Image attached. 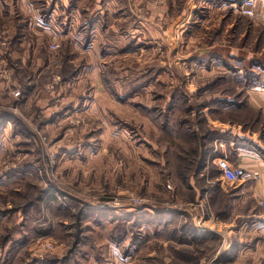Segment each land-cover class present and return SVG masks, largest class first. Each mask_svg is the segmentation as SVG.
Here are the masks:
<instances>
[{
	"label": "rangeland",
	"instance_id": "374dc122",
	"mask_svg": "<svg viewBox=\"0 0 264 264\" xmlns=\"http://www.w3.org/2000/svg\"><path fill=\"white\" fill-rule=\"evenodd\" d=\"M26 1L0 0V264H264L211 158L256 128L264 0H126L101 50Z\"/></svg>",
	"mask_w": 264,
	"mask_h": 264
},
{
	"label": "crops",
	"instance_id": "0c3cea01",
	"mask_svg": "<svg viewBox=\"0 0 264 264\" xmlns=\"http://www.w3.org/2000/svg\"><path fill=\"white\" fill-rule=\"evenodd\" d=\"M19 1L25 2L29 6L26 0ZM121 3L125 5L126 0H43L39 8L40 11H32L38 10V7L32 9L29 6L32 9L29 14L34 16L33 19L36 20L37 26L41 29L49 26L53 22V19H59V21L61 19V26H67V30L63 31V35L68 37L69 40V37L74 34V38L81 42L76 45V43L71 44L70 40L69 43L74 49H78L81 46L85 50H97L99 46V50H101L105 40L97 43L95 40L97 36L103 35L106 37L110 32L113 35L123 33L120 28L109 25L108 22L109 19L113 20L115 24L119 22L117 20L124 14V9L127 8L125 5V8L119 11L118 9L120 8H117V6ZM31 19L32 17L30 16ZM71 26L74 28L71 29ZM58 30L60 32V29ZM58 37H61V35L56 34L55 39ZM230 49L235 50L234 47ZM229 56L234 57L236 55L229 53ZM255 61L261 63L259 67L262 70L264 63L261 60ZM215 63L220 64L217 66L218 68L225 69L223 61ZM208 64V68L210 69L216 67L214 63L208 62ZM230 67L235 68L236 66L230 65ZM254 70L257 71L253 72ZM248 82H251L250 85L243 87V89L239 87V92H242V98L244 97L247 100L250 115L257 117L254 123L256 128L255 130L249 129L245 132L241 131V128L238 129L240 139L248 141L247 144H244L246 143L244 141H238L239 144L234 150L235 153L231 163L249 171L254 176V179L240 186H235L233 205L237 206L239 215H241H237L236 218L253 217L254 224H259L260 230L262 225L261 219L264 218V206L262 207L261 205V202L264 203V70L259 73L257 68L249 69ZM215 129L220 131V127H216ZM211 158L213 159L212 156ZM219 185L223 186L220 187L222 191L226 190L223 184ZM193 189L196 190L194 186Z\"/></svg>",
	"mask_w": 264,
	"mask_h": 264
},
{
	"label": "built area",
	"instance_id": "2783aa9c",
	"mask_svg": "<svg viewBox=\"0 0 264 264\" xmlns=\"http://www.w3.org/2000/svg\"><path fill=\"white\" fill-rule=\"evenodd\" d=\"M255 0H248L245 1L241 9L243 11L244 15L253 16L254 15V8H255ZM58 45H54L52 48L56 49L58 48ZM219 143V147H215V149L212 150L211 156L213 157V162L216 164L222 181L229 183V185L232 186H240L242 184H245L248 181H251L254 179V176L244 169L241 166L234 165L231 163V160L229 159L228 155L225 153V151L222 149L220 151V147H224L223 142L216 141L215 144ZM262 207L264 206V203L261 202ZM262 220V225L260 227V233L262 240L264 242V218Z\"/></svg>",
	"mask_w": 264,
	"mask_h": 264
},
{
	"label": "trees",
	"instance_id": "16d2710c",
	"mask_svg": "<svg viewBox=\"0 0 264 264\" xmlns=\"http://www.w3.org/2000/svg\"><path fill=\"white\" fill-rule=\"evenodd\" d=\"M235 1V0H234ZM244 1H246V0H236V3L238 4H241V3H244ZM180 98V97H179ZM166 126H167V123H165V128H166ZM211 131V130H210ZM222 134H219V132H217V131H213V132H211V133H209V136L213 139V138H216V137H220ZM224 137V136H223ZM203 139H204V137H203ZM242 141H244V142H247L248 140H246V139H240L239 140V142H242ZM202 143V146L201 145H199V143H195L196 144V147L193 145V147H194V149H195V151H196V154L198 153V150H197V147H198V145H199V148L201 149L202 148V152H204L205 151V149H206V147L204 148V145L206 144L205 143V141H202L201 142ZM193 153L195 154V152L193 151ZM191 164H192V166L193 167H195V165H193V163H195V162H190ZM206 164V161L204 160L203 161V164L201 165H199V163H198V166H200V167H203L204 165ZM193 172H194V170H193Z\"/></svg>",
	"mask_w": 264,
	"mask_h": 264
}]
</instances>
